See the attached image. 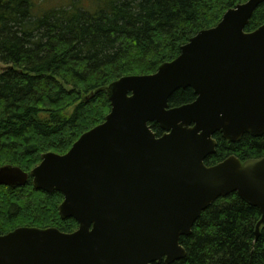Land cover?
Instances as JSON below:
<instances>
[{
	"label": "water",
	"instance_id": "water-1",
	"mask_svg": "<svg viewBox=\"0 0 264 264\" xmlns=\"http://www.w3.org/2000/svg\"><path fill=\"white\" fill-rule=\"evenodd\" d=\"M262 3L228 10L156 73L110 84L111 112L68 153L44 154L30 173L0 167V186L32 179L37 190L60 192L62 219L79 224L74 233L25 226L0 235V264H173L187 256L181 238L232 193L260 210L258 239L264 157L230 156L211 167L205 160L216 152L217 133L232 143L264 135V24L245 31ZM186 88L196 100L171 108V96Z\"/></svg>",
	"mask_w": 264,
	"mask_h": 264
},
{
	"label": "trees",
	"instance_id": "trees-1",
	"mask_svg": "<svg viewBox=\"0 0 264 264\" xmlns=\"http://www.w3.org/2000/svg\"><path fill=\"white\" fill-rule=\"evenodd\" d=\"M248 0H0V167L30 173L46 153L66 154L111 111L106 88L131 75H151L174 61L200 31ZM45 5L46 7H40ZM264 24V3L246 32ZM192 88L179 89L171 107L192 103ZM158 136L161 127L153 123ZM214 166L234 155L264 157V135L237 143L215 135ZM60 192L0 186V235L19 227H55L73 233L62 219ZM260 210L237 193L217 200L181 238L187 256L173 264H264V227L256 239ZM163 264V263H162Z\"/></svg>",
	"mask_w": 264,
	"mask_h": 264
},
{
	"label": "rangeland",
	"instance_id": "rangeland-1",
	"mask_svg": "<svg viewBox=\"0 0 264 264\" xmlns=\"http://www.w3.org/2000/svg\"><path fill=\"white\" fill-rule=\"evenodd\" d=\"M64 1L65 0H52V2H55V3H64ZM83 1V4H84V2H85V4H84V6H89V4H88V2H86V1H89V0H82ZM58 5H60V4H58ZM40 7H46L45 5H40Z\"/></svg>",
	"mask_w": 264,
	"mask_h": 264
}]
</instances>
